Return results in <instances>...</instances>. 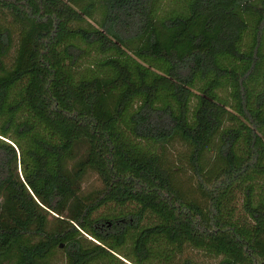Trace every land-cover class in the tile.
Returning a JSON list of instances; mask_svg holds the SVG:
<instances>
[{
  "label": "trees",
  "instance_id": "trees-1",
  "mask_svg": "<svg viewBox=\"0 0 264 264\" xmlns=\"http://www.w3.org/2000/svg\"><path fill=\"white\" fill-rule=\"evenodd\" d=\"M188 250L264 264V0H0V264Z\"/></svg>",
  "mask_w": 264,
  "mask_h": 264
},
{
  "label": "rangeland",
  "instance_id": "rangeland-1",
  "mask_svg": "<svg viewBox=\"0 0 264 264\" xmlns=\"http://www.w3.org/2000/svg\"><path fill=\"white\" fill-rule=\"evenodd\" d=\"M93 24H95L93 22ZM171 157L176 159L177 155L182 151V148L180 146L171 147ZM92 184L96 185V179L95 177H89L88 181L86 182V186H92ZM191 259L196 264H215L216 260L210 256H208L205 252L202 251H196V250H188L182 255L179 259L181 261L182 259ZM178 261V258L175 259V262ZM52 264H65V260L63 257V254L61 252H57L54 256L53 263Z\"/></svg>",
  "mask_w": 264,
  "mask_h": 264
}]
</instances>
